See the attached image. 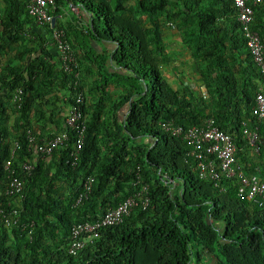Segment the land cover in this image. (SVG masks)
<instances>
[{
	"label": "trees",
	"instance_id": "trees-1",
	"mask_svg": "<svg viewBox=\"0 0 264 264\" xmlns=\"http://www.w3.org/2000/svg\"><path fill=\"white\" fill-rule=\"evenodd\" d=\"M28 2L0 0V66L13 44L14 57L26 64L23 70L6 62L0 71V208L8 210V202L18 208L17 224L0 217V264H264V206L238 195L237 177L200 178L190 146L162 127L185 129L213 118L235 143L238 166L264 181V144L255 152L242 134L247 122L264 136V123L251 111L261 73L233 0H55L52 13L61 19L54 28L74 49L73 71L48 49L52 27L36 23ZM71 7L79 15L66 17ZM251 27L264 46V0L254 7ZM169 30L180 38L179 50L168 48ZM100 40L113 47L95 54L91 42ZM180 50L197 73L195 86L176 62ZM17 88L20 107L12 101ZM79 97L86 130L74 165L78 135L65 120ZM46 104L50 117L35 120L58 131L35 132L33 113H44ZM7 109L14 115L9 125ZM28 129L36 140L64 132L67 139L43 156L28 148ZM9 157L24 180L18 205L4 191ZM87 177L92 190L75 204ZM141 184L148 185L146 208L68 253L73 224L100 219Z\"/></svg>",
	"mask_w": 264,
	"mask_h": 264
},
{
	"label": "built area",
	"instance_id": "built-area-1",
	"mask_svg": "<svg viewBox=\"0 0 264 264\" xmlns=\"http://www.w3.org/2000/svg\"><path fill=\"white\" fill-rule=\"evenodd\" d=\"M263 0H233L238 11L237 20L241 25L242 34L246 40V46L253 58V61L260 69L261 79L260 85L255 93L254 105L251 108L252 116L257 121L264 123V46L258 31L251 27L254 16V7ZM55 0H29L27 10L29 15L35 18L39 25H51L52 31L50 39L47 42L49 47H54L58 52L62 62V67L66 71L76 70L77 61L74 49L66 38L63 29L54 28L52 20L61 19V15H54L52 11L55 9ZM76 7H71L74 10ZM55 23V21H54ZM78 72L75 74L77 75ZM22 89L17 88L14 92L12 101L16 102L18 107L22 101ZM82 99L79 97L75 103L70 106L66 124L77 132L75 148L70 152L72 164H76L78 160L79 150L83 143L86 130V122L82 115L81 104ZM163 128L169 130L173 135H181L186 144L190 146L187 155L193 157L196 161V169L198 176L202 179H208L218 182L221 177L232 178L237 177L239 188L238 195L247 197L252 203L258 206H264V181L254 173L245 174L238 166L235 158L236 145L231 136L215 125L213 118H207L200 126H190L182 128L181 126L172 127L170 124H163ZM243 137L255 152L259 151L260 144H264V136H260L259 127H249L247 122H243ZM37 138L30 129L27 130L28 148H33L36 153L50 155L57 147H61L67 139L64 132L60 135L50 138ZM17 145V146H16ZM18 148V143L15 144ZM14 149L11 151L13 155ZM5 169L7 170L8 180L5 192L7 195L23 198L24 180L15 175L14 169L11 168V158L5 161ZM25 171H29L32 165L28 162L22 164ZM136 183H140V177L137 175ZM93 178L87 177L82 182V188L76 199L75 204L87 198L92 190ZM149 202L148 185L141 184L139 190L127 197L119 203L115 208L109 209L100 219L93 222H79L71 226L70 242L68 245V253L76 255L87 242H91L97 237L100 228L109 225H115L131 214L137 208H146ZM13 213H17L15 207H12Z\"/></svg>",
	"mask_w": 264,
	"mask_h": 264
},
{
	"label": "crops",
	"instance_id": "crops-1",
	"mask_svg": "<svg viewBox=\"0 0 264 264\" xmlns=\"http://www.w3.org/2000/svg\"><path fill=\"white\" fill-rule=\"evenodd\" d=\"M63 11H64V15L66 17H69L70 16V11H73L76 15H79V12H80V11L77 10V8H75L74 10H72L71 8H70V10L69 9H65ZM82 16H84V14H82ZM168 38H170V36ZM167 41L170 42L171 40H167ZM91 44L93 46V52L95 54H104V52L106 53V50L105 49H111L113 47L111 43L106 42L104 40L92 41ZM170 45H172V44H170ZM12 46H13V50L10 51L8 54H5L2 57V59H1L0 71L3 69V67L5 66V63L6 62H9L12 66H16V67L17 66H20V64H24L22 68H23V70H25V66H26L25 62L24 61L22 62L19 59H17V58L14 57V55L18 53L17 52V49L18 48L16 47L15 44H13ZM47 47L52 52V55L53 56H57L58 52L56 50L52 49V47H49V46H47ZM176 47H178V46H174V47L173 46H168V48H175V50H178ZM171 66L177 67V63L175 64V62H173ZM169 69L170 68L166 67L165 70L166 71H169ZM168 74L169 73L166 72V75H168ZM5 90H7V89L6 88H3V92ZM202 90L205 91L204 88H202ZM58 104H60V102ZM52 108H53L52 105L46 104V106L43 108V112L44 113L39 114L38 111L35 112V114L33 113V117L34 118L32 120V123H33L32 124V127H33V130L35 132H45V130H46V132H48V129H50V128H53L52 129L53 132L58 131L57 129L59 128V126H57L55 123H49L45 128H43V126H44L43 121H36L35 120V118H44V119H47L48 117H50V112H52V110H53ZM63 111H67V108H64ZM13 117H14V115H13V112L11 111V109H7V112H6V122H7L8 125L13 122L12 121L13 120ZM40 129H44V130H40Z\"/></svg>",
	"mask_w": 264,
	"mask_h": 264
},
{
	"label": "rangeland",
	"instance_id": "rangeland-1",
	"mask_svg": "<svg viewBox=\"0 0 264 264\" xmlns=\"http://www.w3.org/2000/svg\"><path fill=\"white\" fill-rule=\"evenodd\" d=\"M169 33H168V35H167V38H166V41L167 40H171L170 42H169V45L168 46H178V47H176L178 50L180 49L179 47H181V45L180 44H178L179 42H180V38L175 34V33H172L173 32V30L172 31H168ZM170 36V38H168ZM177 43V44H176ZM170 44H172V45H170ZM183 51H179V52H177V53H182ZM179 54V55H180ZM183 54V53H182ZM187 55V53L185 54V56ZM184 54L182 55V56H179L180 57V59H177L176 60V62L178 63V66H179V68H180V71L181 72H183L184 74V76H185V81H188L190 84H191V86H195V84H196V81H197V78H196V72L194 71V70H192V67L191 66H189V67H187L186 65H185V60L184 61H181L182 59H184ZM183 57V58H182ZM187 59V58H186ZM167 73H169V72H167ZM167 77H168V79L169 80H171V81H175V79H174V77L171 75V73H169L168 75H167Z\"/></svg>",
	"mask_w": 264,
	"mask_h": 264
},
{
	"label": "clouds",
	"instance_id": "clouds-1",
	"mask_svg": "<svg viewBox=\"0 0 264 264\" xmlns=\"http://www.w3.org/2000/svg\"><path fill=\"white\" fill-rule=\"evenodd\" d=\"M4 166H5V164H4ZM6 172H7V170H6ZM7 178H8V174H7ZM5 189H6V186H5ZM5 194H6V192H5ZM7 196L12 198V200H10V201L16 202L17 205L19 204L17 201H20L21 198L15 197V196H10V195H7ZM7 207H8V210H5L4 208H0L1 221H3L4 224L7 225V226H12L13 224H17L18 223V217H17L18 208L15 207L16 210H17V213L15 214L12 211V207L13 206L10 204V202L7 203Z\"/></svg>",
	"mask_w": 264,
	"mask_h": 264
},
{
	"label": "water",
	"instance_id": "water-1",
	"mask_svg": "<svg viewBox=\"0 0 264 264\" xmlns=\"http://www.w3.org/2000/svg\"><path fill=\"white\" fill-rule=\"evenodd\" d=\"M54 21H55V20L53 19V20H52V25H54Z\"/></svg>",
	"mask_w": 264,
	"mask_h": 264
}]
</instances>
